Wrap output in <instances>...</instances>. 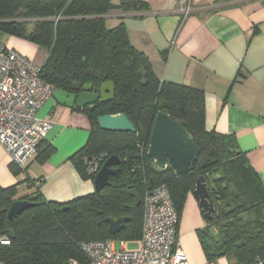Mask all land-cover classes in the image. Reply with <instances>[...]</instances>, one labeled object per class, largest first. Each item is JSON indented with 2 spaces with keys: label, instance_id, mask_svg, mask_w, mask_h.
<instances>
[{
  "label": "trees",
  "instance_id": "1",
  "mask_svg": "<svg viewBox=\"0 0 264 264\" xmlns=\"http://www.w3.org/2000/svg\"><path fill=\"white\" fill-rule=\"evenodd\" d=\"M114 8L111 0H0V33L46 51L40 73L44 83L73 94L85 84L114 85L113 100L79 109L90 123L87 143L70 158L80 177L93 181L88 163L94 159L99 166L111 156L120 160L109 186L63 204L45 201L37 190L17 197L16 186L0 187V239L9 242L0 243V264H86L79 249L83 242L140 239L146 190L168 185L180 215L186 194L206 175L217 176L209 195L214 213L197 231L207 261L223 257L229 264H264V188L259 178L232 135L205 129L201 90L161 81L147 57L132 46L123 23L106 26L104 16ZM158 112L179 123L199 148L187 174L169 166L156 169L147 155ZM117 114L126 116L134 133L100 130L97 117ZM16 200L33 206L9 220L7 212ZM125 217L129 221L123 229L111 235L106 219Z\"/></svg>",
  "mask_w": 264,
  "mask_h": 264
},
{
  "label": "crops",
  "instance_id": "2",
  "mask_svg": "<svg viewBox=\"0 0 264 264\" xmlns=\"http://www.w3.org/2000/svg\"><path fill=\"white\" fill-rule=\"evenodd\" d=\"M111 3L115 8L104 16L106 26L123 23L132 46L161 81L203 92L205 129L232 135L264 188V0ZM186 3L191 11L183 20L180 8ZM0 41L39 66L45 61L46 51L29 41L8 34ZM37 116L51 119L52 130L22 171L0 146V187L16 186L17 197L37 190L45 201L59 204L93 193V181L82 179L70 159L87 143L86 115L51 98ZM204 227L203 212L188 192L176 240L190 264L207 262L197 237ZM215 264L229 262L218 258Z\"/></svg>",
  "mask_w": 264,
  "mask_h": 264
},
{
  "label": "built area",
  "instance_id": "3",
  "mask_svg": "<svg viewBox=\"0 0 264 264\" xmlns=\"http://www.w3.org/2000/svg\"><path fill=\"white\" fill-rule=\"evenodd\" d=\"M189 13V3L182 5L183 18ZM40 73L41 66L0 41V146L21 171L54 125L51 119L37 116L55 91L41 80ZM98 161L88 163L89 174L95 176L100 170ZM178 223L169 186L157 185L144 193L141 237L134 250H128L125 241H120L117 249L115 240L83 242L79 249L87 258L86 264H190L177 244ZM0 243L9 242L3 238ZM254 264L262 262L256 260Z\"/></svg>",
  "mask_w": 264,
  "mask_h": 264
},
{
  "label": "water",
  "instance_id": "4",
  "mask_svg": "<svg viewBox=\"0 0 264 264\" xmlns=\"http://www.w3.org/2000/svg\"><path fill=\"white\" fill-rule=\"evenodd\" d=\"M114 85L112 82H105L94 86L85 84L82 91L78 94L68 93L63 90H55L52 99L60 106L66 108L83 109L93 106L96 103H105L113 100ZM97 125L102 131L134 133L135 128L123 114L102 115L96 119ZM199 148L195 145L192 136L177 122L169 116L158 112L154 118L147 155L152 160L156 169L171 167L178 174H187L193 170L199 158ZM120 160L109 157L93 179L94 192H100L109 186V178L118 174ZM217 176H199L194 185L192 195L198 202L199 208L203 212V218L210 220L215 210L213 200L209 199L210 190L215 191V180ZM136 206L141 200L134 190L130 191ZM33 204L26 200L14 201L7 212L9 220L21 215ZM129 218L112 219L107 218L108 231L111 235L118 234L124 227ZM214 232V229L210 230ZM8 236L13 237V232L8 231Z\"/></svg>",
  "mask_w": 264,
  "mask_h": 264
},
{
  "label": "rangeland",
  "instance_id": "5",
  "mask_svg": "<svg viewBox=\"0 0 264 264\" xmlns=\"http://www.w3.org/2000/svg\"><path fill=\"white\" fill-rule=\"evenodd\" d=\"M190 11H191V9H190ZM181 16H182V18H183V15L181 14ZM187 17V16H186ZM185 17V18H186ZM185 18H183V20L185 19ZM5 35H7V34H5V33H0V40H2V38L3 37H5ZM11 36V35H10ZM11 37H15V36H11ZM15 38H17V37H15ZM18 39V38H17ZM20 39V38H19ZM8 48H10L8 45H6ZM102 167V166H101ZM139 241V239H137V240H135V241H125V242H127V249L128 250H134L136 247H137V242ZM119 245H120V240H116V245H115V247L118 249L119 248ZM221 258H223V257H221Z\"/></svg>",
  "mask_w": 264,
  "mask_h": 264
}]
</instances>
